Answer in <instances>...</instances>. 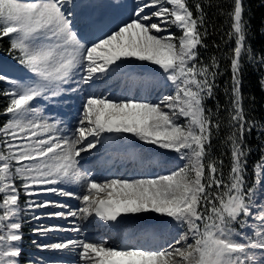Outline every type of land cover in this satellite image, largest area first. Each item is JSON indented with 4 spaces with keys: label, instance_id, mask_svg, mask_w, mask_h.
<instances>
[{
    "label": "snow or ice",
    "instance_id": "obj_1",
    "mask_svg": "<svg viewBox=\"0 0 264 264\" xmlns=\"http://www.w3.org/2000/svg\"><path fill=\"white\" fill-rule=\"evenodd\" d=\"M126 7L124 0H0V40L8 39L9 54L27 72L16 78L0 70V85H6L0 99L7 101L0 109V117H7L0 122V264H23L25 206L67 208L49 215L84 222L71 229H33L41 236L80 233L93 221L110 232L135 225L145 233H178L161 247L104 238L33 241L45 250H78L82 264H264V163L255 166L252 185L246 175L247 136L254 129L264 134V123L257 128L243 93L247 68L264 69V47L252 45L244 0H232L226 13L228 47L207 62L201 58L209 22L202 0H139L123 18L118 14ZM225 61L229 106L213 110L207 102L216 97ZM156 77L175 92L158 101L133 95L150 94ZM77 93L83 99L67 135L64 121L45 117L37 105L46 102L53 111ZM225 122L227 175L224 161L213 153ZM116 143L154 146L183 163L169 168V156L160 161L167 170L152 177L93 178L81 154L98 155ZM126 155L143 166L163 153ZM67 184L83 191L48 187ZM43 192L74 197L80 206L28 199ZM142 214L160 219L137 224Z\"/></svg>",
    "mask_w": 264,
    "mask_h": 264
},
{
    "label": "rangeland",
    "instance_id": "obj_2",
    "mask_svg": "<svg viewBox=\"0 0 264 264\" xmlns=\"http://www.w3.org/2000/svg\"><path fill=\"white\" fill-rule=\"evenodd\" d=\"M99 2H106V0H99ZM125 4L127 7L123 9L118 15H120L123 18H127L129 13H131L132 9L135 7L136 3L139 2V0H124ZM171 31L174 32L177 36L180 35V32L177 31L175 27L171 28ZM11 70L15 67L12 62L9 63ZM22 76H19L18 74H12V77L16 78H23L27 76V72H21ZM155 83L153 85V88L151 89L150 94H146L142 91H137L133 93V95H139L141 97L148 95V98L150 97H155L152 99L153 101H158L161 95H169L173 94L175 92V88L173 85L170 84V82L165 83L164 81L159 80L158 77L154 78ZM82 95L83 93H77V94H70V96L65 100V103L56 105V110L49 111V107L47 103L43 104H38L37 107H42L45 109L44 111V116L49 117V116H55L57 118H60L64 120V122H67L70 120L69 115H71L76 109L78 108L77 112L79 111L82 103ZM72 107V109L70 108ZM179 121L181 123H184L183 118H179ZM50 122H52L50 120ZM63 128V133L70 135L72 129H67L64 125H62ZM138 144V143H137ZM137 144H126V143H116L113 144L114 147L112 148L114 151V155L121 154L124 152H129V151H135L136 152V147ZM125 145H130L129 148H125ZM148 146V145H147ZM110 149V146L108 147ZM149 149L155 153H163V155H154L152 157L155 160V163L157 166H151L148 171L150 173H153V175H147V177H152L155 174L159 173V168L160 167V161L164 160L166 157H171L173 159V163L175 162L177 165L182 164L183 162L177 158V154L175 153H169L166 150H161V149H156L154 146H149ZM95 151V150H93ZM104 151V150H103ZM124 153L123 155H125ZM85 154V155H84ZM95 154V153H94ZM93 153L90 155L89 153H82L81 155L85 157V161L83 163L84 169H88L91 173V175H97L100 176V178H105L106 176H101L98 171L94 170L92 165L94 163H98L101 160V157L93 159V160H88L87 156L92 157L94 155ZM122 157L117 158L114 160L108 167V163H100L98 166H94L96 168H99V170L103 173H107L108 175L110 174H119L122 170V168L116 169L118 166L122 165L124 162L127 160L123 159ZM129 160H134L130 157H128ZM92 161V162H89ZM264 163V160H263ZM128 164V162H127ZM170 167H174V165H169ZM112 168V169H111ZM116 169V170H115ZM115 170V171H114ZM133 170L130 171L132 173ZM163 173V172H162ZM147 177H139V178H147ZM48 187H57L61 189L62 191H73L75 192L76 195H80L81 192L83 191L82 186L79 184H67V185H52ZM256 187L258 190V196H259V191H260V185L259 182H256ZM62 198L66 201L63 202ZM30 200H36V201H51L53 204H66L70 206L73 210H76L79 206V200L75 199L74 197H68V196H63L60 195L59 192H43L39 196H34L31 198H28ZM56 199V201L54 200ZM59 211H65L67 212L68 209L64 208L61 209L59 207L55 206H49L48 208H36V209H29L26 206L24 207V210L21 214V220H22V230H23V253L24 251L26 254H24V257L28 258L29 264H82V262L79 260L78 256V250L74 251H56V250H45L38 248L36 244L33 243V241H37L40 244H52V243H57L61 241H66L68 239H78V238H86V239H92V236L87 237V233L85 231H82L80 233L73 232V231H53L48 233L46 236H41L33 231L35 228H41V227H50V226H59L62 228H69L71 229L72 226H84V222L79 221L78 218L74 217H54L49 215L50 213L54 212H59ZM38 216L39 219H35L34 217ZM144 216L143 220L136 221V223H144L146 220L147 221H155L157 219H160L159 217L155 216L154 214H142ZM92 218H90L91 220ZM71 224V227L66 226V224ZM100 224H96L93 221V224L90 226L85 227V229H96L94 232L96 235L102 236L103 232L106 231L107 229L102 226L101 228H96ZM102 230L101 232L99 230ZM136 230L135 225L132 228H128L126 231L131 232L129 236L132 237L133 231ZM109 234L105 239H110V241L114 244H120L118 243V238L121 236L123 238H128L124 237L121 232L119 234L114 235ZM146 235H150L151 238H144V237H139L136 239V243L143 244L144 246L149 247V244L153 241H155L154 245H151L150 247H161V246H166L167 242L171 240L170 238L174 235H178L175 231H169V232H164V233H151L148 232ZM109 236V237H108ZM163 237V238H162ZM116 238V239H115ZM121 241V240H120ZM126 242H130L128 240H125ZM124 241V242H125ZM123 242V241H122ZM133 242V241H132ZM143 242V243H142Z\"/></svg>",
    "mask_w": 264,
    "mask_h": 264
},
{
    "label": "trees",
    "instance_id": "obj_3",
    "mask_svg": "<svg viewBox=\"0 0 264 264\" xmlns=\"http://www.w3.org/2000/svg\"><path fill=\"white\" fill-rule=\"evenodd\" d=\"M191 3L197 2V0H190ZM202 3L206 6L205 11L207 13V44L206 49H201V58L207 62L209 57H220L223 50L228 45L225 41L228 39L225 33L228 30V17L226 13L230 10L232 0H202ZM210 5V7H208ZM244 6L246 9L247 18L251 21V42L255 49L260 50L264 47V0H244ZM12 62L15 66L11 70L9 63ZM0 70L7 72L9 75L16 72L19 76H22L21 72L26 70L18 64L13 56L9 54V41L7 38L0 40ZM221 76L217 78V90L215 99L209 100L207 106L210 109L215 110V106L219 104L221 109L228 108L229 97L226 94V88L230 87V73L227 69L226 61L221 65ZM264 77V69L256 66H249L244 75V103L245 109L251 119L257 122V128L261 123H264V88L261 87V78ZM0 87H6V85H0ZM6 99H0V109H3L6 105ZM7 117H0V122L6 120ZM227 133V127L225 122L224 130L214 138L213 153L214 155L224 161V172L227 175L229 171L230 155L229 146L224 143L223 137ZM247 148L249 154L247 156V183L252 185L254 183V168L258 163H263L264 158V134H261L258 130L247 136ZM24 251L22 256L23 264H29L28 258L24 257L26 254Z\"/></svg>",
    "mask_w": 264,
    "mask_h": 264
},
{
    "label": "bare ground",
    "instance_id": "obj_4",
    "mask_svg": "<svg viewBox=\"0 0 264 264\" xmlns=\"http://www.w3.org/2000/svg\"><path fill=\"white\" fill-rule=\"evenodd\" d=\"M155 97H150L149 99L150 100H152V99H154ZM82 99H83V95H82ZM71 109H72V107H70ZM77 110H78V108L76 109V111H74L71 115H69V117H70V120L69 121H67V122H64V126L67 128V129H72V126L73 125H75V123H76V119H77V116H78V112H77ZM64 121V120H63ZM113 145H111L110 146V150H111V147H112ZM130 147V145H125V148H129ZM103 151V150H102ZM101 151V152H102ZM148 151H150V149H149V146H147V145H144V146H141L140 144H137V147H136V153L137 154H142V153H145V152H148ZM93 153H95V151H93ZM91 155V154H90ZM88 157V156H87ZM96 158H99V157H96ZM96 158H93V159H96ZM119 158V157H118ZM154 158H155V156H154ZM88 160H93V159H89V158H87ZM117 159V158H116ZM115 159V160H116ZM123 159L124 160H127L126 162H124L123 163V166H121L122 167V171L118 174V175H116V176H114V177H120V178H124V179H132V178H139V177H147V175L149 176L150 174L151 175H153V173H150L149 171H148V169L151 167V166H157V164L155 163V160L152 158V160L154 161V162H152V163H149V162H147L146 160H145V162H144V164H143V166H142V164H141V162L139 161V160H136V159H134V160H129L128 159V156L125 154V155H123ZM101 160H102V157H101ZM114 161V160H113ZM112 161V162H113ZM163 161V160H162ZM112 162H110L109 163V165L112 163ZM127 162H128V164H127ZM172 165H174V167L175 166H179V165H181V164H179V165H177L175 162L172 164ZM132 168H134L136 171V174L135 175H131L130 173H129V170H131ZM157 168H159V173H157V174H155V175H158V174H162V172H164V171H166L167 169L162 165V164H160V167H157ZM86 170H88V169H86ZM95 170V169H94ZM89 171V170H88ZM96 171V170H95ZM93 176V178H96V179H104V178H100V176H97V175H92ZM106 177L105 178H108V177H113V176H109V175H105ZM55 201H56V199H54ZM62 200H63V202H66L63 198H62ZM79 203H80V201H79ZM57 208V207H56ZM143 218L141 219V220H143L144 219V216H142ZM66 224V223H65ZM66 226H68V227H71V224H66ZM73 227H75V226H72V228ZM133 227V226H132ZM132 227H129V228H132ZM86 233H87V237H90V236H92V239H101V238H106L107 237V235H109V234H112V235H114L115 236V233L112 231V232H110V231H108V230H106V231H104L103 232V234H102V236H100V235H96L94 232L96 231V229H85L84 230ZM121 233H122V235L124 236V237H128V238H123L122 236L120 237V238H118V243H125L126 241L125 240H128V241H130L131 243H136L135 241H136V239H138L139 237H145L146 236V233L145 232H140V231H137V230H135V231H133V233H132V237L131 236H129L130 234H131V232H127L126 230L125 231H121ZM111 235V236H112ZM174 236V235H173ZM173 236L170 238V239H172L173 238ZM109 237V236H108ZM115 237H117V236H115ZM163 238V237H162ZM116 239V238H115ZM121 240V241H120ZM123 241V242H122ZM125 241V242H124ZM133 241V242H132Z\"/></svg>",
    "mask_w": 264,
    "mask_h": 264
}]
</instances>
